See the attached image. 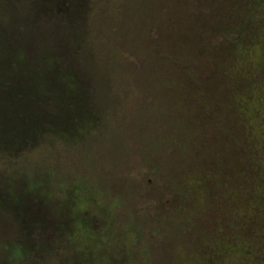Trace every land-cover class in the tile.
<instances>
[{
  "label": "rangeland",
  "instance_id": "rangeland-1",
  "mask_svg": "<svg viewBox=\"0 0 264 264\" xmlns=\"http://www.w3.org/2000/svg\"><path fill=\"white\" fill-rule=\"evenodd\" d=\"M0 133V264H264V0H0Z\"/></svg>",
  "mask_w": 264,
  "mask_h": 264
},
{
  "label": "flooded vegetation",
  "instance_id": "flooded-vegetation-1",
  "mask_svg": "<svg viewBox=\"0 0 264 264\" xmlns=\"http://www.w3.org/2000/svg\"><path fill=\"white\" fill-rule=\"evenodd\" d=\"M3 135L0 133V137H2Z\"/></svg>",
  "mask_w": 264,
  "mask_h": 264
},
{
  "label": "trees",
  "instance_id": "trees-1",
  "mask_svg": "<svg viewBox=\"0 0 264 264\" xmlns=\"http://www.w3.org/2000/svg\"><path fill=\"white\" fill-rule=\"evenodd\" d=\"M193 80H195V77L193 76Z\"/></svg>",
  "mask_w": 264,
  "mask_h": 264
}]
</instances>
